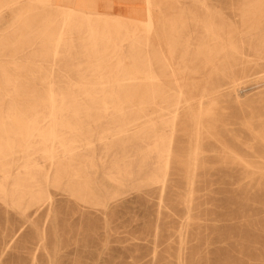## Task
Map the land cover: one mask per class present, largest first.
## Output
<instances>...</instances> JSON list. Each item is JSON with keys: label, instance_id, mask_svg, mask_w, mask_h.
Masks as SVG:
<instances>
[{"label": "rangeland", "instance_id": "obj_1", "mask_svg": "<svg viewBox=\"0 0 264 264\" xmlns=\"http://www.w3.org/2000/svg\"><path fill=\"white\" fill-rule=\"evenodd\" d=\"M0 264H264V0H0Z\"/></svg>", "mask_w": 264, "mask_h": 264}, {"label": "bare ground", "instance_id": "obj_2", "mask_svg": "<svg viewBox=\"0 0 264 264\" xmlns=\"http://www.w3.org/2000/svg\"><path fill=\"white\" fill-rule=\"evenodd\" d=\"M126 1V0H125ZM130 1V0H129ZM128 2V1H127ZM245 42V41H244ZM232 48V47H231ZM235 49V48H234ZM167 51V50H166ZM174 51V50H173ZM177 82V81H176ZM184 96V95H183ZM189 100V99H188ZM177 106V105H176ZM105 107V106H104ZM176 108V107H175ZM182 110V109H181ZM96 138V137H95ZM94 142V141H93ZM93 145V144H92ZM198 157V156H197ZM190 158V157H189ZM101 166V165H100ZM243 179V178H242Z\"/></svg>", "mask_w": 264, "mask_h": 264}]
</instances>
